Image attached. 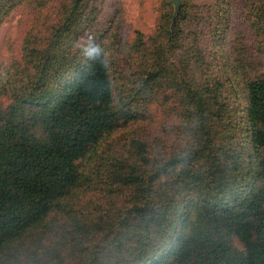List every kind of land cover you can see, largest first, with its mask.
<instances>
[{
	"label": "trees",
	"instance_id": "16d2710c",
	"mask_svg": "<svg viewBox=\"0 0 264 264\" xmlns=\"http://www.w3.org/2000/svg\"><path fill=\"white\" fill-rule=\"evenodd\" d=\"M93 1L62 0L0 63V264H264V0H249L256 56L233 0H158L130 42ZM44 5L0 0V30ZM170 101L180 143L112 147ZM98 191L108 203H83Z\"/></svg>",
	"mask_w": 264,
	"mask_h": 264
},
{
	"label": "rangeland",
	"instance_id": "374dc122",
	"mask_svg": "<svg viewBox=\"0 0 264 264\" xmlns=\"http://www.w3.org/2000/svg\"><path fill=\"white\" fill-rule=\"evenodd\" d=\"M62 0H44V7H22L14 11L0 30V63L19 61L23 46L28 38L42 39L50 32L59 14ZM201 2L202 0H196ZM94 16L98 28L111 29L124 41H132L138 32L151 36L158 20V0H94ZM249 0H233L231 5L232 29L244 36L249 52L256 56V30L249 21L251 16ZM179 107L174 101L149 106V112L138 123H131L119 128L112 137V147L121 150L124 145H130L132 139L141 140L154 147L161 145L171 149L181 142L179 134ZM94 194V195H93ZM89 194L83 203L94 207L98 201L103 204L101 192ZM89 205V204H88ZM61 228V227H60Z\"/></svg>",
	"mask_w": 264,
	"mask_h": 264
},
{
	"label": "water",
	"instance_id": "95a60500",
	"mask_svg": "<svg viewBox=\"0 0 264 264\" xmlns=\"http://www.w3.org/2000/svg\"><path fill=\"white\" fill-rule=\"evenodd\" d=\"M170 1L174 4L176 10L178 11L180 8V0H170Z\"/></svg>",
	"mask_w": 264,
	"mask_h": 264
}]
</instances>
